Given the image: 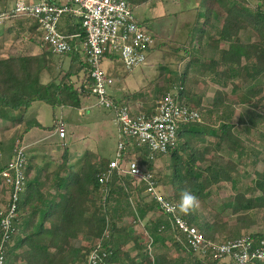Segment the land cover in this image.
Wrapping results in <instances>:
<instances>
[{
  "label": "trees",
  "instance_id": "1",
  "mask_svg": "<svg viewBox=\"0 0 264 264\" xmlns=\"http://www.w3.org/2000/svg\"><path fill=\"white\" fill-rule=\"evenodd\" d=\"M8 1L0 0V14L8 16L2 24H11L7 29L14 34V46L9 51L15 55L9 53L4 58L1 56L4 46H0V119L11 120L19 126L16 141L20 148L27 133L33 128H42L35 119L24 118L35 102H43L53 109L61 106L80 109L86 98L94 96L93 80L89 67L75 46L67 54L52 53L50 47L43 43L38 19L15 16L8 7ZM203 2H207L209 9L205 10L211 14L210 18H206L209 26L202 30L194 28V33L205 31L197 35L196 42L200 47L206 40L210 56L196 57L189 45L195 39H189L188 34L185 42L188 46L178 48L184 51L179 62L189 59L185 73L182 75L164 65L160 67L159 76L166 77L165 85L156 87L158 92L164 95L171 93L176 100L193 109H196L192 106L195 101L200 112L207 114L210 120L216 115L219 121L223 120L222 124L217 129L199 123L184 126L177 145L170 147L167 154L172 158V164H167L164 169L158 165L159 156L149 160V151L145 147L134 148L125 157L130 160L138 156V163L153 172L168 201L176 204L182 218L199 229L206 240L226 242L247 235L255 239L264 238L262 233H247L256 225L250 213L255 209L264 210V171L256 173L257 178L250 187L219 204L218 213L211 223L199 208L190 214L179 209L183 190L192 192L199 205L206 209L212 186L230 182L236 189L232 174L237 173L238 165L232 160L221 163L211 154L228 148L231 152H239L240 159L244 155L230 121L229 95L223 89H217L211 105L203 107L202 95L187 86L190 68L195 65L196 71L213 74L215 84L222 88L233 79H239L249 85L244 103L253 100L264 102V3L261 1L262 5H255L252 11L245 5L246 0ZM212 4L219 8L218 11ZM223 14L221 24L219 16ZM63 20L70 25L60 24V31L67 36L78 33L81 37L79 42H83L85 33L80 21L70 16L64 17L61 23ZM243 32H252L255 37L243 40ZM26 40L32 47L24 44L19 49L17 44ZM34 45L40 48L39 52H33ZM18 49L20 52L17 53ZM156 49L157 42L149 52ZM56 71L61 74L59 80L54 77ZM44 75L50 78L47 83L43 82ZM74 78L81 80L80 86H75ZM154 82L145 87L155 85ZM145 87L126 92L121 99L114 98V105L131 106L133 99L144 96ZM173 89L175 93H172ZM260 94L262 96L257 99ZM25 157L26 190L5 246L6 264H86L97 245L107 254L104 264H218L219 261L211 256L200 257L187 245L180 232L171 225L169 215L143 194L142 186H133L116 172L105 185H101L100 177L111 160L96 151L87 150L72 162L65 145L60 164L50 169L47 167L50 162H42L32 175L30 172L35 157L29 156L28 152ZM7 164L0 167V174ZM6 205L7 201L2 207ZM230 218L233 219L230 221ZM128 219L132 220L131 223ZM138 221L143 224L147 237L145 243L142 241L144 237L138 236L135 231L134 225ZM242 231L246 232L245 235H241ZM150 239L153 241L152 255L148 252ZM130 245L134 251H130Z\"/></svg>",
  "mask_w": 264,
  "mask_h": 264
},
{
  "label": "built area",
  "instance_id": "2",
  "mask_svg": "<svg viewBox=\"0 0 264 264\" xmlns=\"http://www.w3.org/2000/svg\"><path fill=\"white\" fill-rule=\"evenodd\" d=\"M12 12L19 17L38 19L43 32V43L52 53H70L74 46L81 53L82 60L91 71L93 94L98 106L113 110L117 126L118 146L116 157L100 177L105 185L116 172L132 183L142 186L143 194L156 202L170 217V222L183 236L187 245L200 257L211 256L218 264H252L264 262V238L243 236L226 242L208 241L194 226L187 223L178 213L177 206L168 201L161 192L151 170L141 166L137 157L127 160L134 148H147L149 160L168 154L170 147L177 145L182 128L188 124L201 122V113L178 100L173 94L160 96L147 113L138 112L131 106L114 105L110 90L115 84L103 68L106 54L119 56L127 71L147 64V53L155 43V37L136 20L131 0H42L29 3L17 0ZM70 16L81 23L85 33L83 42L80 34L64 35L60 24L64 17ZM0 14V23L7 19ZM60 140L65 139L66 129L62 123L57 127ZM26 151L23 147L14 150V156L0 174L2 188L7 191V205L1 209L0 221V264H6L5 246L14 220L18 218V205L26 190ZM148 252L153 253V241L149 240ZM107 254L99 245L90 253L86 264H104Z\"/></svg>",
  "mask_w": 264,
  "mask_h": 264
},
{
  "label": "rangeland",
  "instance_id": "3",
  "mask_svg": "<svg viewBox=\"0 0 264 264\" xmlns=\"http://www.w3.org/2000/svg\"><path fill=\"white\" fill-rule=\"evenodd\" d=\"M202 1L203 0H170L169 4L171 6L169 10L173 13V19H171L170 22L163 23L164 30L160 32V36L156 34L157 31L156 33L154 31H150L161 39H159V42L157 41V49L151 53H147L148 58L145 66L136 68L133 71H127L121 63L118 55L114 59L111 58V60L105 59L102 68L107 73L116 75V79L119 81L116 84L117 89L118 85H121L126 91L133 92L134 90L142 89L149 82H152L153 80L155 81V85L145 87L146 93L143 94L144 96L140 97L138 100L133 99L131 101L130 105L135 111L142 110L140 112H143L151 110L155 101L160 96L164 95L163 93L157 91V87L159 88L165 85L164 81L166 78L165 76H159L160 67L169 65L171 69L177 70L178 73L182 75L185 73L189 59L179 62V58L184 55V51L178 50V48L180 49L183 45L185 47L188 46L185 43L186 37L190 36L189 39H193L196 35L205 33L204 31L199 34H194L193 32L196 29L199 30L200 28L202 30L205 26H209V23L205 21V19L210 18L211 14L205 10L206 8L209 9V7H203L208 6V4H204ZM261 1L264 3V0H246L245 5L248 9L253 11L255 5H262ZM14 2L15 0H10L9 4H15ZM214 7L219 9L216 6ZM224 16V14L221 16V24ZM7 25L8 24L0 23L1 33H3L4 39L7 40L6 45H3L4 47L1 51V56H4V58L9 55V48L11 49V47L14 46V36L7 32ZM177 32H179L178 38L173 39L172 35ZM241 36L243 40L255 37L252 32H243ZM0 38H2V36ZM197 39L198 38H196V40ZM196 40L195 42H192V44L189 43L191 51L193 49V53L195 55L197 54L198 57H209L210 53H208L207 48L205 47L206 40L201 43L200 47L198 46ZM25 42H21V44L23 45ZM18 48L22 49L23 47L21 46ZM19 49L16 51L17 53L20 52ZM10 54L15 55L13 52ZM192 67L190 69L191 75L187 80V86L192 88L195 93H200L202 95L203 107L211 105L217 89L221 88L229 95L228 111L232 113L230 121L231 124L234 125L233 131L235 135L238 136L239 143L242 146L239 147V149L244 151V155L241 159L239 152H231L228 148H223L221 151H218L217 154H211V156H216L217 160L221 163L232 160L238 165L237 173L232 174V177H234L236 181V189L232 187L230 182L214 185L209 191L211 196L206 202V209H204L202 205H199L200 211L204 213L206 218L211 223L215 220L214 218L216 213H218L219 204L224 203L227 199L233 197L239 191L250 187L257 178L256 173L264 171V102L257 103L253 100L250 103H244L245 93L249 85L243 84V82L239 79H233L231 82L227 83L226 87L222 88L215 84V77L213 74H202L201 70L196 71L194 68L192 69ZM60 76L61 74L59 75L58 71H56L54 77L59 80ZM262 81L264 83V77L262 78ZM73 82L76 87L80 86L82 83L80 79ZM174 89L172 93L176 92ZM261 96L262 94L258 95L256 98L258 99ZM197 105L198 104L195 101L192 103V106L200 112V108L197 107ZM36 106H40L41 114L44 115L46 124H51L53 122V113L60 116L61 108L56 107L53 109L42 102H38L35 107ZM64 109L63 111H66ZM66 109L69 113L65 116V120L69 125H71L68 127V130L72 133H69L68 130H66V137L63 140H60L61 142L67 143L68 147L74 146V148L78 149H81V146L84 145L86 149L97 151V153L107 157L109 160L116 157L118 137L117 126L113 122L115 113L112 109L108 110L98 106L95 95H92L85 101L83 116L78 109ZM200 113L201 122H199V124H202L204 127L217 129L223 122V120L219 121L216 115L210 120L207 114L204 112ZM26 117L27 116L24 118ZM10 127L11 130L14 129L13 126ZM8 130H0V167H4L12 159L14 149L19 144V142L16 141L18 127L16 126L12 131ZM38 158L40 159V157ZM219 158L222 159V161H220ZM57 161L59 162L58 164L61 163L62 159L60 156ZM158 161V165L161 169H164L167 164H172V158L167 155L159 157ZM32 167L31 172L34 173L36 170V163L33 162ZM167 190V192H169V189ZM250 217L253 221H255L256 225L248 230L247 233L264 234V210L255 209L250 213ZM232 219L233 218H230L229 220L231 221ZM128 221L131 223L132 220L128 219ZM231 225L235 224L231 223ZM134 226L137 235L144 237L142 241L145 243V241H147V237H145L144 234L145 231L143 224L138 221ZM245 233V231H242L241 235H245ZM129 248L130 251H134V248L131 245Z\"/></svg>",
  "mask_w": 264,
  "mask_h": 264
},
{
  "label": "crops",
  "instance_id": "4",
  "mask_svg": "<svg viewBox=\"0 0 264 264\" xmlns=\"http://www.w3.org/2000/svg\"><path fill=\"white\" fill-rule=\"evenodd\" d=\"M9 1H8V7H9V9H13L14 4L13 3L9 4ZM16 1L17 0H15V2ZM25 1H27L29 3H39L42 0H25ZM169 2H170V0H131V6H132V10H133L134 15L137 18L136 20L139 22V24L142 27H144L145 29H147L149 32L154 31L156 33V31H157L156 34L158 36H160V32H162V30H164L163 23L164 22H170V20L173 19V17H172L173 13L171 10H169L170 6H171L169 4ZM204 4H206V3H204ZM213 6H214V4H212V7ZM203 7H207V6H203ZM206 11H208V10H206ZM215 11H218V9L215 8ZM208 13H210V11H208ZM220 13L221 12H219V14ZM175 14H176V12H175ZM220 17L221 16H219V21L221 20ZM74 20H77V19H74ZM205 21H206V19H205ZM61 24H63L64 26L70 25L68 23V21H66V20H63V23H61ZM7 27H11V24H8ZM206 27L207 26H205V29H207ZM7 32H8V29H7ZM8 33H11V32H8ZM150 33H152L154 35L155 43L157 41L159 42V39H161V38L155 36V34L153 32H150ZM27 34H28V32L25 35L27 36ZM178 34H179V32L174 33L172 35V38L173 39L178 38ZM13 35L14 34H12V36ZM1 36H2V38H0V46L6 45L7 40L4 39L3 33H1V27H0V37ZM196 38H197V35L195 37H193V39H195V40H196ZM34 39H36V38H34ZM163 40H167V39H163ZM38 41H39V39H38ZM25 43L24 44L26 45V47H32V45L29 44L30 43L29 41L26 40ZM12 44H13V42H12ZM24 44L22 45L21 43H18L17 46L21 47V46H24ZM205 47H206V45H205ZM32 50L34 53H37L40 51V48L37 47L36 45H34ZM195 56L198 57L197 54ZM105 59L111 60V58L106 56L103 59L102 65H103ZM193 68L195 70L197 69L195 65L192 67V69ZM108 74L111 77H113L114 81H115V84L113 85V87L110 90V96L112 97L113 100H114V98H117V99L120 98L121 99L124 96V94L126 92H129V91H126L121 85H118V89H117L116 84L119 81H118V79H116L117 78L116 75L112 74V73H108ZM145 75H146V72H145ZM49 79L50 78L48 77V75H44L43 82L47 83L49 81ZM77 79H79V78H74V81L76 82ZM134 91H136V90H134ZM87 99H89V98H86L83 102L82 107L80 109H78L79 112L82 113V116L84 115L83 114L84 103ZM37 103L35 102V104H33L31 106V108L29 109V111L26 114V116H27L26 119H35L39 123V125L42 126V128H33L29 133L26 134V136L23 138V142L25 143V144L23 143L24 150L26 152H28L29 156L35 157L34 163H36V166L38 164H41L42 162H44V163L50 162V165L47 167L52 169L53 165H56L59 163L57 161V159L59 156H60V158H62L64 146L67 145V148H69L68 152H69L70 160L72 162L77 161L83 155V153L89 149H86L84 145L81 146V149L74 148V146L68 147L67 143L60 141V138L58 137V134H57V127H58L59 123H62L66 130H68V127L71 126L65 120V116H67L69 113V111H67L66 108H71V107H62V106L58 107V108H61L60 116L56 115V113H53L52 114V121L53 122L51 124H46L45 117H44V115L41 114L40 106L35 107V105ZM63 109L66 111H63ZM72 109H75V108H72ZM143 112H145V111H143ZM114 117H113V122H114ZM10 126H13L14 129L16 127V125L11 120L0 119V130H4V131L8 130L11 128ZM17 127L19 128V126H17ZM14 129H12V130H14ZM12 130L10 129L8 131H12ZM68 132L72 133L70 130H68ZM16 135H17V133H16ZM98 154L101 155L100 153H98ZM101 156L104 157L103 155H101ZM38 157H40V159ZM104 158H107V157H104ZM32 174L33 173L30 172V175H32ZM6 200H7V191H6V189L2 188V186L0 185V207L3 206L4 202H6Z\"/></svg>",
  "mask_w": 264,
  "mask_h": 264
},
{
  "label": "clouds",
  "instance_id": "5",
  "mask_svg": "<svg viewBox=\"0 0 264 264\" xmlns=\"http://www.w3.org/2000/svg\"><path fill=\"white\" fill-rule=\"evenodd\" d=\"M199 208L198 198L190 191L183 190L180 195L179 209L185 214H190Z\"/></svg>",
  "mask_w": 264,
  "mask_h": 264
}]
</instances>
